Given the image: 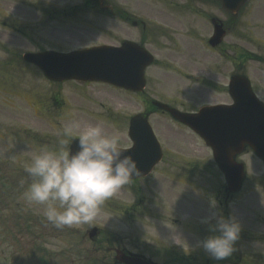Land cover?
<instances>
[{"label": "rangeland", "instance_id": "1", "mask_svg": "<svg viewBox=\"0 0 264 264\" xmlns=\"http://www.w3.org/2000/svg\"><path fill=\"white\" fill-rule=\"evenodd\" d=\"M9 1V5L17 9L10 12L9 19L6 18L7 25H0V264H105L100 258V262H97L95 255L88 250L91 243L85 232L93 224L104 225L112 234L128 243H131L129 238L132 239L139 246V250L134 251L157 264H206L209 261V264H264L263 162L253 150L247 149L241 156L246 164L247 175L238 200L240 207L235 208L234 218L246 234L234 245V259L240 261L234 263L223 258L224 261L219 262L202 249L201 241L204 238L197 237L196 231L182 232L181 227L187 217L181 215L178 204H166L163 200L174 199L178 203L185 200L180 202V206L188 210H198L196 202L212 207L213 201L207 188L211 183L214 189L219 188L218 183L224 180L213 163L211 166L208 164L205 172L203 168L200 172L195 168L189 170L191 165L188 159L203 155L202 148L187 143L193 136L189 130L183 132L177 129V137L175 133L162 129L168 120L158 114L152 116L153 123L163 135L170 136L166 139L171 144L166 143V146L174 149L173 154L168 152L169 161L160 165L159 172L153 173L151 181L129 182L122 186L104 202L91 223L56 228L47 222L44 206L31 203L24 196L31 182L24 165L30 162L32 152L37 147H56L58 134L65 125L73 124L82 129L89 124L102 122L106 130H118L122 134L123 145L131 146L127 119L145 110L144 98L158 97L161 92L176 90L179 99L187 100L188 107L198 106L207 100H229L228 92L223 88L240 58L246 61L245 71L253 82L259 84L257 89L264 96V65L248 57L261 53L264 56V0H254L251 13L250 9L246 11L238 27L227 36L220 51L209 50L204 41V35L208 33L201 32L202 28H193L198 13L203 12L206 19L213 15L222 17L214 9L209 10L195 0L189 8L180 7L181 10L173 9L164 2L158 5L151 0H131L135 7L153 12L144 11L143 17H152L165 26L170 25L168 36L163 33L152 36L149 30L143 32L147 38V47L159 61L158 65L147 72L151 82L147 86L148 93L144 95L131 94L95 82L49 80L39 72V68H33L25 62L23 54L42 49L68 51L98 42L114 44L106 40L110 30L94 29L91 34L68 42L61 41L62 38L55 40L53 32L57 30V25L51 21L35 24L37 21L34 19L39 15L37 11L32 14L27 8L31 5L30 0ZM57 1L71 6L69 1ZM173 1L178 5L184 4V0ZM28 18L31 20L30 25L25 20ZM128 30L132 38L138 41L142 39L143 35L137 32L139 29L129 26ZM184 36L182 42L186 48L172 50L171 39L181 40ZM192 38H198L195 42L197 49L194 48ZM178 70L192 73L191 79L181 77ZM224 72H227L225 78ZM182 78L186 83L177 85L176 82ZM210 81L220 90L208 93L209 87L203 84ZM195 141L198 143V140ZM201 181L210 184H202ZM154 204L151 215L144 217V209ZM161 212H167L164 219L168 223L163 228L159 227L157 221ZM209 219L202 218L201 222L211 226ZM162 234L166 241L170 240L168 246L176 243L181 248L162 250L163 245L159 243L161 238L155 242L149 239ZM200 247L202 250H198Z\"/></svg>", "mask_w": 264, "mask_h": 264}, {"label": "clouds", "instance_id": "2", "mask_svg": "<svg viewBox=\"0 0 264 264\" xmlns=\"http://www.w3.org/2000/svg\"><path fill=\"white\" fill-rule=\"evenodd\" d=\"M58 136L56 147H37L24 165L31 179L24 196L43 205L47 222L56 228L91 223L104 202L139 174L138 161L131 154L124 155L122 134L106 130L102 122L82 129L65 125ZM77 138L78 148L73 151L70 141ZM212 227L217 234L201 244L220 260L234 251L241 224L234 217L221 216Z\"/></svg>", "mask_w": 264, "mask_h": 264}, {"label": "flooded vegetation", "instance_id": "3", "mask_svg": "<svg viewBox=\"0 0 264 264\" xmlns=\"http://www.w3.org/2000/svg\"><path fill=\"white\" fill-rule=\"evenodd\" d=\"M64 1H69L71 3V6H68L67 4H59L57 0H30L31 5L27 7L32 11V14L34 13V11L38 12L39 15L38 18L34 19V21H37L35 22V24H41L51 21L52 23L57 25L58 27L57 30L59 31L56 30L53 32V37H55L54 38L55 40L62 38L61 41L68 42V40H75L77 38H80L82 35L91 34V31L94 30V28H96V30H99L98 22H97L99 16L107 19L108 24L106 28L110 30V32L108 33L107 40L113 43H119L121 41H124V39L131 37V35H129L130 31L128 30L130 24L136 26L137 29L141 31L140 32L139 30H137V32L142 35L143 32L149 30V34H151L152 36L155 35L157 36V33H163L166 34L164 36H168L166 29L161 26H158V25L165 26L164 23L158 22L157 20H154L155 18L152 17L149 18L143 17L142 13H145L144 11H146V13L150 11L148 9H144V8L141 9L135 7L131 0H76V1L61 0L62 3H64ZM192 1L193 0H184V4L178 5V3L174 2L173 0H151L152 3L158 5L161 2L167 3L168 5L173 7V9H179V10H181L180 7L189 8L191 6ZM201 2H205V0H201ZM250 2L252 6L254 0H250ZM9 4H10L9 0H0V25H7L8 20H6V18L9 19L10 12L12 10L17 9L16 7L15 8L11 7ZM154 7L156 9L158 8V6H154ZM205 7L209 10L214 9L223 16V19H225V13L219 7H217L218 8L217 9L214 7H210L206 4ZM150 9L152 11H155L153 8ZM4 11H6V13ZM198 14L199 16L197 17L198 19L197 21H195L194 26L198 28H202L201 26H209L210 19L208 18V16L206 19V17H204L203 12ZM3 15H5V18H3ZM133 15L138 17L137 21L136 19L135 20L132 19ZM25 20L27 21V25H30L31 20L29 18ZM153 21L155 25L153 24ZM181 24L184 25L183 22H181ZM57 32H59L60 34H56ZM140 42L141 43L144 42L145 44V42H147V38L143 35ZM259 62L264 63V58L261 57ZM235 68H236L235 74H240L242 67L235 66ZM178 96L179 94L177 91L161 92V94L158 96V99L166 103H169L174 107L182 108L180 110H182L183 112H192V113L196 112L197 109H192V110L185 109L184 106L187 104V100L179 99ZM144 104H145V110H143L144 112L147 111L150 113L154 112L155 114H162L170 118L168 124H172L178 128L189 129L186 125L182 124L183 122L176 119L169 111L156 105L153 102V100H151L150 98H145ZM168 124H166L163 127V129L167 131L169 129L171 132H173L174 131L173 128ZM178 128H176V130ZM176 130L175 133L177 132ZM191 131L193 133V136L190 137L189 140H187V143L191 142V144H195L197 147L199 145L202 148L201 154L203 153V155L196 156L197 159L200 158L202 159L207 156V152L209 148L205 145V140L201 136H199L193 130ZM161 136H163V134ZM196 138L199 140L198 143H196L195 141ZM195 169L199 170V167H196ZM220 190L225 192V186L222 185ZM163 202L170 205L178 204L179 206L177 200L174 199L163 200ZM155 205L156 204L146 207L144 209L143 216L147 217L151 215L152 207H155ZM201 206L202 205L197 206L198 210H188L187 208L183 209L178 207L181 215L183 217L184 216L187 217L186 220L187 224L185 228L186 231L198 230L202 218L209 217V212L199 210ZM166 214L167 212L164 213L161 212V214L157 216V221L160 223L159 225L160 228L167 226L168 222L164 219V217H167ZM175 222L178 223L179 220L176 219ZM96 226L98 228L96 229L94 235L88 237V240L91 243V246L88 250H92L93 253L95 252L96 254H104L103 261H105L106 264H120L118 263L119 261H117L116 259V255L118 256V253L121 251H124L126 253H131L132 251L130 250H139L138 244L132 242L128 243L126 240H122L119 236L112 234L104 226L101 225H96ZM170 227L173 226L170 225ZM158 238H161V240H159V243L163 245V248H161L162 250H164V248L168 250H174L173 246L167 245V241L164 239L163 234L162 236H159L157 238H149V239L151 240V242H155L156 239ZM196 248L197 246L194 247V250ZM111 256H112V260L110 261L109 258Z\"/></svg>", "mask_w": 264, "mask_h": 264}, {"label": "water", "instance_id": "4", "mask_svg": "<svg viewBox=\"0 0 264 264\" xmlns=\"http://www.w3.org/2000/svg\"><path fill=\"white\" fill-rule=\"evenodd\" d=\"M56 54L58 53L28 54L26 58L39 65L51 79L103 80L134 90H141L145 86L144 68L151 61L143 49L140 51V48L132 43H125L123 47L119 48L111 46L97 47L74 55L58 56L59 54ZM241 90L246 95L248 102L240 97L238 106H241V108L231 109L229 114H224L226 117H229L231 113L233 114L232 123L237 128L238 126L240 127V135H237L236 131L232 129L228 119L223 120L221 125L219 122V126L212 127V129H222L223 132L226 131L230 134V130H232V135L236 137H215L218 140L217 142L215 141L218 145V147H215L218 150L217 156H219L217 160L228 176H230L228 167L231 164L233 166L236 165L235 159L230 154L233 151H239L246 141L250 142L259 153L264 155V134L259 138L254 135H248L257 133L254 125H261L260 121L263 115L261 113H253L251 108H248V103H252L253 107L258 104L250 90L246 87ZM209 110H204L202 114L208 113ZM212 117H215V115ZM204 121L206 129L207 127L211 128L212 123L214 125V122L211 123L210 121L208 124L207 120ZM130 134L134 141V147L130 150H124V155L131 154L138 161L140 172L133 177L145 175L161 159L159 145L154 140L155 138L149 124L141 116L132 118ZM242 137H247L248 139ZM77 148L78 140H75L72 149L75 151ZM240 181L241 177L237 180V183L239 184ZM121 260L126 264H139V261L135 258L125 256L121 257Z\"/></svg>", "mask_w": 264, "mask_h": 264}]
</instances>
